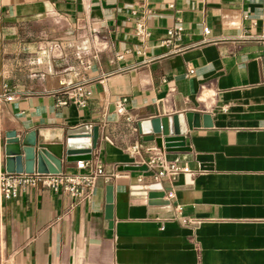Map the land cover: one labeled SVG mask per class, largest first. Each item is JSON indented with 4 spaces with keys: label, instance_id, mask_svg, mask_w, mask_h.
I'll list each match as a JSON object with an SVG mask.
<instances>
[{
    "label": "crops",
    "instance_id": "obj_1",
    "mask_svg": "<svg viewBox=\"0 0 264 264\" xmlns=\"http://www.w3.org/2000/svg\"><path fill=\"white\" fill-rule=\"evenodd\" d=\"M177 26L184 42L204 30L208 42L163 56ZM79 84L86 105L58 107ZM188 112L211 125L187 130V151L137 131L157 117L171 130ZM82 126L97 139L80 170L64 145ZM158 152L184 170L162 182L166 204L151 205L137 189L151 175L124 168ZM38 154L68 174L100 165L109 180L82 201L39 187L0 198V264H264V0H0V173L35 171Z\"/></svg>",
    "mask_w": 264,
    "mask_h": 264
},
{
    "label": "built area",
    "instance_id": "obj_2",
    "mask_svg": "<svg viewBox=\"0 0 264 264\" xmlns=\"http://www.w3.org/2000/svg\"><path fill=\"white\" fill-rule=\"evenodd\" d=\"M142 1V0H140ZM172 7V5H170ZM131 15H136L135 10L130 11ZM135 35L138 39H145L149 36V32L145 29L142 22L135 25ZM208 31H203V37L198 42L186 43L183 40V28L177 26L166 31L161 44L166 48L163 56L180 54L192 47L208 42ZM62 97L56 101L58 107H65L70 103L78 107H84L87 103V92L82 84L73 87H66L61 93ZM13 97L7 93L6 101H11ZM125 99L118 101L115 105L118 114L124 113ZM138 145H133L130 149L131 153H137ZM88 162H77V169H86ZM146 171L151 175L155 183L164 181H172L184 169L174 163H166L162 159L161 153L155 154L146 163ZM102 178L108 182L109 177L103 172V168L97 165L90 169L88 173H0V198H14L20 191L26 188L39 187L52 193L63 192L76 200H88L93 192L97 179ZM163 188V187H162Z\"/></svg>",
    "mask_w": 264,
    "mask_h": 264
},
{
    "label": "water",
    "instance_id": "obj_3",
    "mask_svg": "<svg viewBox=\"0 0 264 264\" xmlns=\"http://www.w3.org/2000/svg\"><path fill=\"white\" fill-rule=\"evenodd\" d=\"M200 118L202 126L208 127L211 125L207 116H201L198 113L188 112L185 114H176L171 117V130L169 129L168 117H157L146 121L137 123V131L144 142H153L155 147L159 150L171 151H187V140L185 135L187 130L191 131L193 128L200 126ZM97 139V128L89 129L87 126H82L77 129L68 130L66 132V140L64 145L66 162H89L92 159V148ZM200 162H210L209 157L200 156L197 158ZM208 166L205 165V168ZM59 161L51 162L44 155L38 154L36 156L35 171L37 173L56 174L60 172ZM126 171H146V166L140 167H125ZM33 169L22 171L20 168L12 169L8 173H32ZM139 190L147 191L148 203L166 204L163 201L164 191L160 183H153L148 185H140ZM106 219L111 222L112 219V195L111 187L106 188Z\"/></svg>",
    "mask_w": 264,
    "mask_h": 264
}]
</instances>
